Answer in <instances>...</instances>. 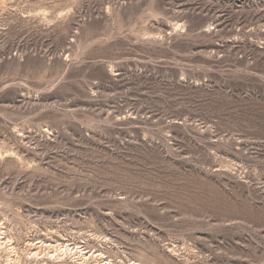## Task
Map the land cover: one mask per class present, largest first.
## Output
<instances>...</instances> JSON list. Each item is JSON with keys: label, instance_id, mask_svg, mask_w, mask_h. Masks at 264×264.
Instances as JSON below:
<instances>
[{"label": "rangeland", "instance_id": "374dc122", "mask_svg": "<svg viewBox=\"0 0 264 264\" xmlns=\"http://www.w3.org/2000/svg\"><path fill=\"white\" fill-rule=\"evenodd\" d=\"M0 264H264V0H0Z\"/></svg>", "mask_w": 264, "mask_h": 264}, {"label": "bare ground", "instance_id": "6f19581e", "mask_svg": "<svg viewBox=\"0 0 264 264\" xmlns=\"http://www.w3.org/2000/svg\"><path fill=\"white\" fill-rule=\"evenodd\" d=\"M66 250V249H65ZM69 252H71V250H69V249H67ZM79 251H80V255H81V260H82V262H84L85 261V253H83L82 252V249H79ZM67 252V251H66ZM101 255V254H100Z\"/></svg>", "mask_w": 264, "mask_h": 264}]
</instances>
